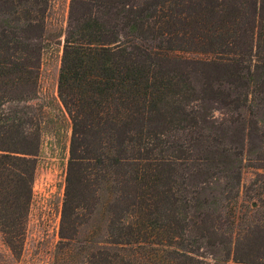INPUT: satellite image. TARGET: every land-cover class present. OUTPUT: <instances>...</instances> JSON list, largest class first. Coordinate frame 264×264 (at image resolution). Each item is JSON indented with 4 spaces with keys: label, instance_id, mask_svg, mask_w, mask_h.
<instances>
[{
    "label": "trees",
    "instance_id": "1",
    "mask_svg": "<svg viewBox=\"0 0 264 264\" xmlns=\"http://www.w3.org/2000/svg\"><path fill=\"white\" fill-rule=\"evenodd\" d=\"M48 4L0 0V264H33L40 125L26 101ZM60 45L70 134L43 264H264V0H68ZM209 68L217 83L198 90ZM205 98L236 143L200 113Z\"/></svg>",
    "mask_w": 264,
    "mask_h": 264
},
{
    "label": "rangeland",
    "instance_id": "2",
    "mask_svg": "<svg viewBox=\"0 0 264 264\" xmlns=\"http://www.w3.org/2000/svg\"><path fill=\"white\" fill-rule=\"evenodd\" d=\"M68 0H49L44 16V27L40 39V57L35 85L29 86L31 98L26 105L38 111L40 143L32 184L31 200L26 219L23 243V263L43 264L53 249L58 237V223L62 201L63 180L69 140V121L56 98V78L61 53V39L65 27ZM35 43V44H36ZM219 71L205 69L195 76V85L201 89L206 79L213 82ZM199 77L198 78L196 77ZM203 77V78H202ZM204 81V82H203ZM213 82L212 84H216ZM28 86V85H27ZM208 97V95H207ZM201 114L214 124L223 126L225 143H236L239 138L237 125L230 121L225 108L214 99L205 98L198 103ZM253 141H256L252 137ZM245 172L243 180L249 176ZM206 260H210L205 249H199Z\"/></svg>",
    "mask_w": 264,
    "mask_h": 264
}]
</instances>
